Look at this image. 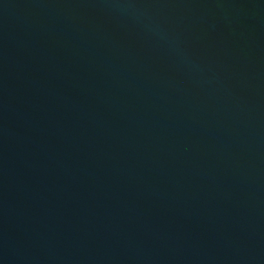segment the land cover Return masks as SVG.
<instances>
[{
	"label": "water",
	"instance_id": "95a60500",
	"mask_svg": "<svg viewBox=\"0 0 264 264\" xmlns=\"http://www.w3.org/2000/svg\"><path fill=\"white\" fill-rule=\"evenodd\" d=\"M0 264H264V0H0Z\"/></svg>",
	"mask_w": 264,
	"mask_h": 264
}]
</instances>
